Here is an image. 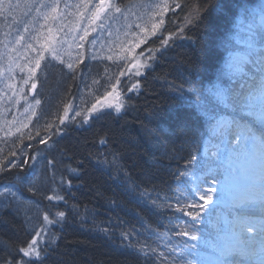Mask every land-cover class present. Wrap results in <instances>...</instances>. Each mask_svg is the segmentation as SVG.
I'll list each match as a JSON object with an SVG mask.
<instances>
[{
    "label": "trees",
    "instance_id": "obj_1",
    "mask_svg": "<svg viewBox=\"0 0 264 264\" xmlns=\"http://www.w3.org/2000/svg\"><path fill=\"white\" fill-rule=\"evenodd\" d=\"M81 2L61 0L59 11L51 13L50 7H40L37 12L32 6L53 5L55 0H13L19 7L11 15L0 16V150L7 155L10 150L23 149L28 155L38 157L28 161L27 174L35 176L39 190L38 193H23L26 203L21 205L19 215L15 209L0 210V256L11 251V246H22V242L30 238L25 231L26 219L32 220V224L27 225L29 229L38 223L36 205L40 211L46 208L44 197L53 194L48 189L56 187L63 177L72 184H65L58 194L64 195L69 205L78 207L63 226L58 224L52 230L59 239L51 246L46 245V254L30 259L36 264H152L150 259L127 245H137L139 241L137 246L150 244L158 251H167L171 240L172 246H183L187 238L176 237L175 232L168 229L181 226L183 230L185 224L191 228L192 218L167 211L163 200L158 202L157 209L148 208L143 200L132 196L128 188L134 182L139 185L137 191L150 190L153 198L157 193L161 197H172L175 206V199L181 193L187 195L186 187L192 186L195 177L200 178L197 183H202L205 190L214 186L208 177L222 174L224 166L217 157L219 141L210 138L207 119H197V115L203 113L187 90H200L208 96L209 108L219 110L210 96L214 87L222 86L235 94L242 88L247 91L254 80L258 82L256 66L247 63L245 57L249 52V38L253 33L258 36L264 29V22L260 20L264 0H211L215 7L206 18L188 26L184 33L187 38L176 39L166 51L160 44V33L152 36L149 32L156 22V5L160 0H116L123 15L110 13L104 17V30L97 28L83 42L79 41L82 27L78 25L88 22L79 16L81 10L77 6ZM182 2L188 9L197 2L206 5L208 0ZM65 3L73 7L65 11ZM46 14L56 19L45 20ZM169 16L171 22L166 17L165 27L167 32H172L181 23L184 13L177 11L175 16ZM25 25L28 32L23 31ZM48 29L52 30V46L60 59L46 53L36 77L25 85L27 69L34 66L35 59L28 45L39 47L49 34ZM17 30L25 37L20 44L14 43ZM142 34L148 42L141 47L156 50V54L148 72L140 78V88L128 93L127 86L123 85L121 111L103 110V114L86 124L81 123L82 116L73 121L75 112L70 111L62 133L54 134L48 125L62 127L59 117L63 115L65 104L87 114L91 104L120 79V70L126 69V62L120 60L121 49ZM80 43L84 47L78 49ZM258 55L248 56V60L257 59ZM77 56L82 59L78 61ZM109 56L113 59L109 60ZM233 59L242 69L239 73L233 72L230 64ZM67 63L79 69L74 78L68 74ZM32 82L37 83V89L30 93ZM9 85L13 87L10 89ZM181 87L186 90L185 94L177 95L174 89ZM14 94L15 99L10 101ZM128 96L132 97L131 101ZM36 99L41 101L39 105ZM24 124L28 127L24 128ZM105 133L110 137L106 146L100 144ZM47 137H51L47 144L39 143V139ZM29 143L31 148L27 147ZM206 143L207 154L204 152ZM112 152L119 153L122 158L118 161L119 168L97 165V154L101 159L106 154L111 159ZM190 155L197 156V161L191 165L188 164ZM81 162L82 168L79 167ZM121 168L130 179L119 175ZM72 169L83 175L77 179ZM53 178L56 184L52 183ZM205 178H208L206 183L203 182ZM9 179L10 176L0 175V184ZM177 180L181 181L179 186ZM69 188H73V193L67 192ZM50 208L67 211L60 201H52ZM222 211L225 210L210 204L201 213L195 232L201 239L189 241L196 247L192 249L194 257L184 253L187 264L204 263L208 259L205 252L209 259L215 256L211 245L219 241ZM178 216L180 220L176 219ZM109 226L112 231L106 235L104 229ZM133 229L139 235L134 233V239L121 241V232ZM176 250L180 252L182 247ZM55 255L58 259H45ZM185 260L177 264H185Z\"/></svg>",
    "mask_w": 264,
    "mask_h": 264
},
{
    "label": "snow or ice",
    "instance_id": "obj_2",
    "mask_svg": "<svg viewBox=\"0 0 264 264\" xmlns=\"http://www.w3.org/2000/svg\"><path fill=\"white\" fill-rule=\"evenodd\" d=\"M61 0H55L53 5L41 4L39 7L33 5L32 7L39 12L40 7H50L51 13H57L60 8ZM19 4H13V0H0V16L11 15L13 10L18 8ZM73 7L70 4L65 3V11ZM81 11L79 16L81 20H86L88 23L86 25H78L82 27V35H79V41L83 42L89 38V28L91 27L92 31L95 32L97 28L101 31L104 30L103 18L109 16L110 13H118L123 15L122 9L119 6H116L112 3V0H82L81 4L77 6ZM215 4L208 0V3L197 2L191 6V8L186 9L185 4L182 0H160V3L156 5V22L151 26L152 36H157L160 33V44L163 49L166 51L168 45L173 43L176 39L187 38L184 36V33L188 26L193 24L200 23L203 19L206 18L209 12L213 10ZM177 11L184 13V16L181 18V23L178 24L175 31L167 32L165 27V18H171L169 14L175 16ZM30 14V13H29ZM262 14H264V9H262ZM56 19L55 16L45 15V20L47 19ZM99 22V23H98ZM94 26V27H93ZM136 27H139L137 25ZM24 32H28L27 25L24 26ZM143 32H147V29H142ZM52 30L48 29V35L45 37L44 42L39 45V47H33L29 44L28 49L34 53V66L28 67V79H24L23 83L27 85L29 79L36 77L37 70L41 68V62L45 60V54L51 53L55 59H60V55L55 47L52 46L53 36L51 35ZM166 32V35L164 34ZM24 35L17 30V36L14 41L15 44H20L24 40ZM146 39H139L134 43H130L127 48H122L123 56L120 57L121 62H126L127 71L129 74L134 75L136 82L131 84V87L127 88L128 93H134L138 88L141 87L140 78L148 72L152 63L151 52H148L147 57L145 58V51L141 47L142 45L147 44ZM13 43V41H9ZM259 45V47H257ZM84 44L80 43L77 45V48H83ZM247 47L249 52L245 57L247 63H252L256 66V73L259 75L258 82H253L247 91L243 88L240 92L231 94V89L224 87H214V90L210 93V96L215 100L219 110L217 108H209V98L205 96L200 90L192 88L187 90V94L190 95L196 101V106L201 110L203 115H197V119H207L209 128L211 130V139L218 140L221 144H227L233 146L235 149L243 144H250L253 149L259 146L264 150V29L261 30L260 34L253 33L247 42ZM259 54L257 59L248 60V56L254 54ZM81 56H77V60L80 61ZM109 60L113 59L112 56L108 57ZM68 74L71 77H75L76 71L79 69L73 65V63H67L66 65ZM141 69H144V72H141ZM22 72L24 68L20 69ZM119 75L121 77L125 76L126 73L123 69L120 70ZM121 85V81L117 79L115 83L111 85V91H106L103 96H100L96 99L95 103L91 104V107L87 109V114L82 113L81 111H76L75 108L70 104H65L63 109V115L59 117V124L62 127H54L49 124L48 128L53 131L54 134H60L63 131V127L67 125V120L70 115V111L75 112V116L72 117V120L75 121L77 117H83L81 123H88L90 119L98 117L99 114H103L104 109H115L116 112H120L124 107L123 102L119 99L122 95L121 92H117V86ZM13 86L9 85L11 89ZM37 89V83H31V90L35 91ZM177 95L185 94V89L176 88L174 89ZM116 97L115 100L112 98ZM15 99V94L10 98ZM127 99L131 101L132 97L128 96ZM35 103L39 105L41 101L39 99L35 100ZM95 114V115H94ZM196 114V113H194ZM24 128H27L28 125L24 124ZM17 132H20V129L17 128ZM104 139L100 140L101 145H108L110 142V137L105 133ZM39 136V133H37ZM29 141L32 140L31 134L28 136ZM51 137L39 139L40 144H47ZM28 148L32 147V144L27 145ZM207 143L205 144L204 152L208 153ZM213 155H216L213 153ZM0 175L10 176L5 184H0V210L4 208L15 209L17 215L20 214L21 205H24L26 202L22 199L23 193L32 192L38 193L39 190L36 187V178L35 176H29L28 173V161L35 160L37 156H30L23 149L12 151L10 150L7 155H3L2 150H0ZM91 158V154H89ZM122 158L119 153L112 152L111 159L108 158L106 154L103 159L97 154L96 163L97 165L104 166L107 165L109 168H119L120 165L118 161ZM197 161V156L190 155L188 164L191 165L193 162ZM55 168V164L52 161H49ZM80 168L83 167V162L79 165ZM19 170V171H13ZM75 173L76 178L79 179L83 175L82 172H76L75 169L71 170ZM211 171V170H210ZM119 175L125 176L126 179H130L124 171L120 170ZM181 176L187 175V173H180ZM211 179L213 185H216L220 182L219 177L215 174L208 177ZM203 181L207 182V179ZM199 177H195L192 181V186L190 188L186 187L187 195L181 193V195L175 199V206L173 205L172 197L164 196L161 197L159 193L153 198V193L150 190L137 191L139 185L134 182L128 188L129 193L143 200L144 204L151 209H157L160 205L158 202L161 200L164 201L167 211L179 212L182 216L191 217V225L189 228L187 224L183 225V230H180L181 226H173L169 228V232H175L176 237H185L187 238L183 242V246L171 245V240H169L167 251H158L157 248L151 247L150 244L133 245L129 243L127 246L133 248L136 252L143 254L146 258L152 261V264H177L179 260H185L184 253L186 252L188 257H194L195 253L192 251L196 245L189 244V241H198L201 239L200 236L196 235V223L200 220L201 213L206 206L212 204L214 199V194L218 191L220 192L221 199L227 197L234 202L235 205H239L241 208H247L249 206V201L254 199V192L252 190H241L235 183L233 179L225 175L223 177L225 181V186L223 190L218 189L217 187H210L207 190L203 188L202 183H197ZM53 184H56V181L52 180ZM187 182H185L186 185ZM67 184L71 186V180L65 181L63 177L56 187L48 189L53 194L47 195L44 197L51 204L52 201H60L64 203L65 210L50 211L45 208L43 211L39 210L37 207V217L38 223L33 224L29 229L27 225L32 224L31 219H26L25 221V231L30 236L29 239L22 242V246L13 245L12 250L6 252L4 255L0 256V264H36V261L28 259L31 257L40 258L42 253L45 252V248L41 247V240H44V243L51 246L55 240L59 237L54 236L52 230L57 227V225L63 226V223L67 222L68 216L75 212L77 205H69L67 203L66 197L64 195L58 194L59 191L64 190V185ZM178 186L181 184L180 180H177ZM185 201L186 203H182ZM190 201V202H188ZM202 202V203H201ZM55 207V205H52ZM262 207H264V200H262ZM238 211V226L241 232L253 233L255 229V223L253 218L250 216H240ZM264 217V213H261ZM177 220H180L181 217H176ZM251 225V226H250ZM236 226L230 225V229L233 230ZM222 230V229H221ZM112 231L111 226L104 229L105 234L107 235ZM150 232L153 230L149 229ZM135 229L130 232H121L120 239L121 241H130L134 239ZM47 234V239L45 236ZM153 234H155L153 232ZM139 235V233H135ZM8 247V246H6ZM182 247L180 252H177V248ZM236 247L234 236H226L219 243H213L211 248L213 252L225 256L233 251ZM185 264L187 261L185 260ZM223 264H227V261H223Z\"/></svg>",
    "mask_w": 264,
    "mask_h": 264
},
{
    "label": "rangeland",
    "instance_id": "obj_3",
    "mask_svg": "<svg viewBox=\"0 0 264 264\" xmlns=\"http://www.w3.org/2000/svg\"><path fill=\"white\" fill-rule=\"evenodd\" d=\"M115 1L116 0H112V3L114 5H116ZM149 32H151V28ZM89 33H93L91 28L89 29ZM146 34L145 36H147ZM139 39H144V35L142 34L136 36V38H132V40L130 39L131 42H129V44L134 43ZM144 51L146 54L145 58L147 57L148 52H151L152 57H154V55L156 54V50L148 49ZM236 61V59H233L230 61V64L233 66V72L239 73L242 69ZM143 71L144 69H141L142 73ZM125 73V76L120 77L119 80L121 81V85L117 86L116 90L117 92L122 93V95L119 97L121 101H123L124 95L123 85H126L128 88L131 87L132 83L136 82V78L134 77V75L128 73L127 67L125 69ZM111 90L112 89H110L109 91ZM30 93H32V90H30ZM112 99L115 100L116 97H113ZM104 110L115 109L113 108ZM241 146L243 148V151H241L240 153L241 163H239V167L243 168V171H238L237 173L228 172L227 176L233 179L236 185L242 191L252 190L254 192V199L249 201V206L247 208H241L239 205L234 206V202H231L233 204L232 209L235 208V224L232 226H236L239 223L237 220V210H239L240 216L247 215L253 218L255 229L253 233H248L246 231L241 232L239 227L236 226L234 228L233 235L236 247L229 254L225 255L221 263L218 264H223V261H227V264H264V217H262L261 215V213H264V207H262V200H264V150H262L259 146L253 149L250 144L242 143ZM250 177H252V180H250ZM244 183H249L250 187L245 188L243 186ZM224 186L225 181L224 179H222L220 181L218 189L223 190ZM222 221L225 224L226 219H222ZM222 229H225L224 232L226 233V236H230L227 235L228 231L226 230H228V227L226 225H223ZM226 236H224V238Z\"/></svg>",
    "mask_w": 264,
    "mask_h": 264
},
{
    "label": "bare ground",
    "instance_id": "obj_4",
    "mask_svg": "<svg viewBox=\"0 0 264 264\" xmlns=\"http://www.w3.org/2000/svg\"><path fill=\"white\" fill-rule=\"evenodd\" d=\"M73 191V188L72 189H70L69 188V191H67L68 193H73L72 192ZM43 203L46 205L45 207L48 209V210H50V211H53V212H55V211H58L59 209H53V208H50V206H51V204L49 203V201H47L46 199L45 200H43ZM50 208V209H49ZM0 219H1V216H0ZM48 237H47V234H46V236H45V239H47ZM47 244H45L44 243V240L42 239L41 240V247H43V248H45V251L47 250L46 248L48 247V246H46ZM43 254H46V252H44ZM58 255H55V256H49V257H46L45 259L47 260V261H52V260H54V259H58V257H57ZM41 257H43V256H41ZM31 258H33V257H31ZM28 259H30V258H28ZM35 259H36V257H35ZM38 259V258H37Z\"/></svg>",
    "mask_w": 264,
    "mask_h": 264
}]
</instances>
